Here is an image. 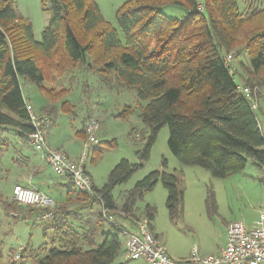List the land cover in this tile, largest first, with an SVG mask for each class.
<instances>
[{
    "label": "trees",
    "instance_id": "obj_1",
    "mask_svg": "<svg viewBox=\"0 0 264 264\" xmlns=\"http://www.w3.org/2000/svg\"><path fill=\"white\" fill-rule=\"evenodd\" d=\"M41 6L51 16L37 40L32 21L16 2L0 0V166L3 152L14 144L35 150L29 141L34 125L23 80L49 98L40 112L31 105L52 124L58 102L69 89L47 83H56L70 70L95 69L109 82L137 91L145 101L139 104V115L148 130L141 134L137 161L122 158L102 187L93 184V193L68 190V201L76 203L74 213L67 203L54 208L9 201L0 190L5 215L15 221L33 218L32 228L43 226L46 238L51 229L50 241L38 247L28 242L21 248L20 261L13 260L16 250L11 249L9 264H122L117 261L122 236L126 238L143 218L136 213L137 201L159 180L168 191L169 216L180 218L185 197L182 168L154 169L125 190L120 209L124 217L117 214L113 194L150 159L166 125L168 146L183 165L201 166L217 178L242 171L248 160L264 166V132L257 107L252 106L257 104L256 93L260 97L264 90V0H126L116 11L122 34L95 0H41ZM169 6L182 8L185 15H167L163 8ZM232 62L241 65L242 72ZM242 87L251 92L244 93ZM69 106L66 101L62 108ZM131 111L128 106L124 113ZM80 134L86 136L84 124ZM97 148L93 162L102 153ZM17 158L13 160L19 162ZM163 164L167 167L166 160ZM214 196L210 188V205H215ZM80 208L87 216H78ZM144 212L152 228L154 207L147 204ZM7 262L0 252V264Z\"/></svg>",
    "mask_w": 264,
    "mask_h": 264
},
{
    "label": "rangeland",
    "instance_id": "obj_2",
    "mask_svg": "<svg viewBox=\"0 0 264 264\" xmlns=\"http://www.w3.org/2000/svg\"><path fill=\"white\" fill-rule=\"evenodd\" d=\"M19 11L28 17L34 27V34L37 40L41 39L42 31L50 20V13L44 12L41 0H14ZM99 5L105 19L119 30L116 18L117 9L126 0H95ZM163 11L171 17H183L185 10L176 6L163 8ZM120 34H122L120 32ZM242 59V57H240ZM244 60V58H243ZM242 72L243 68L232 62ZM60 79V80H59ZM55 85L67 87L69 90L65 97L59 100V110L51 127L47 128V142L52 148L57 144H66L69 152H84L86 136L81 135L84 119L94 117L100 121V127L96 132L98 142L90 150V157L87 162V169L97 187L107 181L113 167L122 159L127 158L137 161L136 149L141 143V134L148 130L140 118L139 104L141 102L137 91L126 86L119 85L116 81L106 80V77L97 70L80 68L69 71L67 76L59 78ZM239 82V76L236 75ZM23 93L27 100L31 101L37 111L49 103V98L34 83L23 80ZM257 95L256 113L264 132V90ZM69 101L68 109L62 106ZM131 106L132 111L124 113V110ZM139 133V135H138ZM169 127L164 126L153 145L151 157L143 167L137 171L128 181L119 184L113 190L118 201L117 214L123 216L121 205L123 193L132 188L137 180L143 178L154 169H164L174 172L175 169H183V186L185 191L183 214L180 218L172 220L166 206L168 191L159 180L156 187L145 192L143 197L137 201V215L143 216L147 204L154 207L155 217L152 220L156 232L160 234L161 241L167 250L176 257L188 256L196 245L203 252L214 250L217 246L225 244L223 220H243L246 224L251 223L258 214L261 206H264V175L263 168L248 160V163L240 172L231 174L225 178L213 177L205 168L194 165L186 166L180 163L178 158L171 152L168 146ZM101 149V156L93 162V149ZM18 157L19 162L13 160ZM17 158V159H18ZM166 160L167 167L163 164ZM38 164L41 165L37 169ZM262 168V169H261ZM38 170L37 172L35 170ZM34 180L42 191L56 204L67 203L69 210L74 213L75 202L68 201V190H77L70 180L58 175L50 165L42 160L40 153L32 147H22L14 144L3 152L2 164L0 166V190L10 200H16L13 195L14 186ZM212 189L215 194V205L208 202V191ZM17 201V200H16ZM18 202V201H17ZM19 203V202H18ZM21 204V203H19ZM23 205V204H22ZM54 205V206H53ZM78 216H87L86 209H77ZM97 213H93V220L96 221ZM24 218V217H22ZM73 219V218H72ZM15 221L12 217L4 214L0 206V252L5 255V262L10 263V250L15 249L13 260L20 261V250L28 242L31 246L38 247L44 241H50L51 229L47 231L46 238L44 228L35 225L32 228L33 218ZM45 219L41 221V223ZM72 221L78 224L77 219ZM94 223V222H93ZM107 223L103 229L108 230ZM122 253L117 261L122 264H150L144 258L129 259L125 254V238L122 236Z\"/></svg>",
    "mask_w": 264,
    "mask_h": 264
},
{
    "label": "built area",
    "instance_id": "obj_3",
    "mask_svg": "<svg viewBox=\"0 0 264 264\" xmlns=\"http://www.w3.org/2000/svg\"><path fill=\"white\" fill-rule=\"evenodd\" d=\"M241 89L244 93L251 92L249 87ZM252 106L256 108L257 104ZM27 110L34 125L29 141L42 160L58 175L69 177L78 190L93 193L94 182L86 164L91 148L98 142L96 132L100 121L94 117L85 120L84 152L79 160H74L64 150L52 148L48 144L47 128L51 125L48 117H39L31 104H27ZM262 168L264 175V166ZM13 195L19 203L26 205L47 206L54 203L51 197L34 186L16 184ZM125 254L129 259L144 258L150 264H264V207L252 225L243 220L231 221L227 226L226 244L217 254H201L195 245L189 257L175 259L152 232L146 220L140 221L138 227L126 235Z\"/></svg>",
    "mask_w": 264,
    "mask_h": 264
},
{
    "label": "crops",
    "instance_id": "obj_4",
    "mask_svg": "<svg viewBox=\"0 0 264 264\" xmlns=\"http://www.w3.org/2000/svg\"><path fill=\"white\" fill-rule=\"evenodd\" d=\"M31 102V101H30ZM47 104V103H46ZM51 127V126H50ZM50 146H51V144H49ZM83 146L81 145L80 146V149L82 148ZM56 149H62V150H64L65 152H67L69 155H70V157L72 158V159H74V160H79V158H80V156H81V153L79 154V152H69V150H67V145L66 144H64V143H62V144H57V147H55ZM41 167V165H39L38 164V167H37V169H39ZM261 167V166H260ZM35 170L36 172L38 171V170ZM262 169V168H261ZM88 170V169H87ZM88 172H89V170H88ZM90 173V172H89ZM91 175V174H90ZM92 176V175H91ZM94 182V181H93ZM18 184H22V185H25V186H34V187H37V188H39L40 190H43V189H41L40 188V186H39V184L38 183H35L34 182V180H28L27 182H24V183H18ZM95 184V183H94ZM262 207H264V206H261L260 207V210H261V208ZM260 210L258 211V214H257V216L255 217V219L251 222V223H248V225H252L253 223H254V221L256 220V218L258 217V215H259V212H260ZM224 222H225V224H224V227H223V229H224V239H225V244H226V241H227V226H228V224L231 222V221H234V220H223ZM152 228L150 227V229L152 230V232L155 234V236L161 241V238H160V234L159 233H157L156 232V229L154 228V225H153V223H152ZM161 243H163L162 241H161ZM225 244H224V246H225ZM223 245H219V246H217V248L216 249H214V250H211V251H208L207 250V248H203V252H201V250H200V248H198L197 247V249L199 250V252L201 253V254H217V253H219L220 252V250L224 247ZM170 253V252H169ZM171 254V253H170ZM172 256H173V254H171ZM173 257H175V256H173ZM185 257H187V256H185ZM176 258H184V256L183 257H176Z\"/></svg>",
    "mask_w": 264,
    "mask_h": 264
}]
</instances>
